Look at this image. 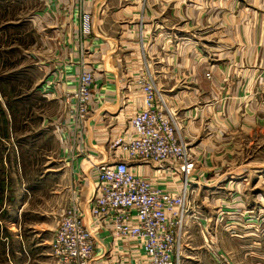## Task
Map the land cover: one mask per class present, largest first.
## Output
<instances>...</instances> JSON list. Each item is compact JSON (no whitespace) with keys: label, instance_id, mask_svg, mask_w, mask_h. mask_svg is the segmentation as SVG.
<instances>
[{"label":"crops","instance_id":"obj_1","mask_svg":"<svg viewBox=\"0 0 264 264\" xmlns=\"http://www.w3.org/2000/svg\"><path fill=\"white\" fill-rule=\"evenodd\" d=\"M41 1L43 9L30 19L32 34L38 35L41 43L35 40L30 44L33 62L27 68H21V64L13 60L11 63L5 61L6 54L20 52V26L19 19L0 12V229L5 227L6 209L12 207L19 211L36 186L28 182L23 173L27 164L24 147L26 151L32 149L12 135L18 129L16 118L12 117L16 113L11 115V110L17 112L21 99L29 103L39 96L50 108L55 104L57 111L52 125L57 126L53 134L58 147L47 156L46 162L49 166L46 174L50 175L47 180L54 183L52 194L59 198L52 208L62 216L77 191L87 223L90 222L89 201L95 192L97 177L93 163H113L123 157L121 147L116 148L114 142L119 136L127 138L132 134L130 119L136 109L144 106L143 96H119L125 86L124 75L138 72L147 63L158 68L159 77L165 78L159 80V85L182 126V137L190 139L191 144L193 135L201 137L196 149L209 148V157L213 154V158L220 159L214 156V150L221 145L209 142L213 137L202 136L207 129L205 117L214 113L220 121L236 117L247 120L258 112V108L253 109L255 96H248L246 107L247 96H242L239 90L230 93L226 70L233 64L231 60L225 66L220 93L208 89L207 95L201 96L192 90L199 91L203 87L200 80L209 84L203 69L198 68L200 56L196 49L204 54L214 49L228 57L235 55L238 78L241 73L247 74L246 84L253 85L250 77L257 75L255 59L264 55V0ZM234 4L238 8L235 9ZM3 8L6 7L0 1V11ZM84 12L92 14L93 18L92 33L85 38L86 59H82L78 37ZM215 37H221L224 45L206 50L203 46L206 39L214 42ZM227 38H232L239 47L232 48ZM89 65L94 69L96 82L92 87L90 112L79 122L66 105L65 95L75 89L80 72ZM219 66L211 64L216 69ZM21 69H33L40 74H33L32 79L29 77L27 86L22 88L24 91L18 90L19 86L10 87L20 79ZM210 102L214 103L204 104ZM45 122L46 117L42 122L46 131ZM213 124L215 121L210 124L211 130L216 127ZM232 126L230 123L218 132L229 133ZM80 145L86 147L88 153H80ZM213 158L210 164L219 166L221 162ZM128 163L131 170L166 189L175 190L173 175L153 162L129 159ZM225 163L228 162L225 160ZM10 166L15 173V183ZM232 174L230 170L209 173L203 166L194 173L190 183L191 206L179 244L182 264L213 261L214 264H264V188L261 187L264 182L259 180L250 185L248 174L240 178ZM12 191L16 193L11 200L13 203L10 201ZM15 195H21L23 201H15ZM98 240L93 264H118L116 259L105 254L111 247L120 250L119 242L113 244L110 232L105 229L98 231ZM140 254V250L133 247L123 250L122 256L127 264H141ZM49 260L48 264H56L51 252Z\"/></svg>","mask_w":264,"mask_h":264},{"label":"built area","instance_id":"obj_2","mask_svg":"<svg viewBox=\"0 0 264 264\" xmlns=\"http://www.w3.org/2000/svg\"><path fill=\"white\" fill-rule=\"evenodd\" d=\"M90 18L89 13L82 15L84 34L92 30ZM93 80L92 72L84 70L78 76L77 88L66 92V105L79 122L90 112ZM141 90L144 106L130 119L132 134L114 142L127 156L113 163H93L97 177L89 201L90 222L85 220L77 191L60 217L50 244L57 264H93L101 229L110 232L113 244L119 242L120 250L111 247L105 254L119 264H123V250L133 247L140 250L145 264H179L180 238L191 206L190 183L197 162L163 96H158L147 81ZM128 158L153 162L173 175L175 190L131 170Z\"/></svg>","mask_w":264,"mask_h":264},{"label":"rangeland","instance_id":"obj_3","mask_svg":"<svg viewBox=\"0 0 264 264\" xmlns=\"http://www.w3.org/2000/svg\"><path fill=\"white\" fill-rule=\"evenodd\" d=\"M0 1H3V4L6 7L3 8L0 12H3V15H5L6 17L13 16L15 17V19H19L20 26V37L18 38L19 42L16 41V43L18 42L20 45V52L15 51L14 53L6 54L5 61L6 63H11L13 60L15 61V64L16 62H19V64H21L22 66L21 68H27V65H30L33 62L32 58H30V44L35 40H37V42H40L39 36L36 35L35 37L32 34L33 26L30 22V19H33L35 12L43 9L42 1ZM8 6H10V8H8ZM235 6V9L238 8L237 4ZM208 7L209 5H207V8ZM242 7L243 6H241V8ZM90 16L91 25L93 27L92 14H90ZM82 28L83 27H81V33L78 35L80 40V53L82 59H86L85 54L87 53V50L84 48H86L87 45H84L85 38L91 35L92 30L90 33L84 34ZM215 38L216 39L214 42H212L210 39H206L207 43L203 45L206 47V50H209V48L214 45H224L222 43L221 37ZM227 41L230 42L229 44L232 48L239 47L237 42L232 40V38H227ZM260 45L263 44L260 42ZM196 50L198 52V56H200L197 64L198 68L200 67L203 69L205 77L207 78V80H209V84L207 81V83H205L204 80H200L199 84L202 83L201 85L203 87L199 91L192 90V92L197 93L201 96L207 95L205 91L208 89H210L212 93H220L222 91L225 66H227V64L231 60L233 64H230L229 70H226L229 75L230 93H236L239 90L242 96H247L245 98L246 107H248V96H255L256 107L253 106V109L257 110L258 108V112L254 117H250L247 120L246 118L244 120L243 117H236L230 118L229 121H225V119H222V121H220L219 119H217L214 113L212 116H209L211 117V119L209 117H205L204 122L207 126V129L204 131L202 136L209 139L213 137L209 142H213L216 145H221L219 149L214 150L216 152L214 156L220 159L213 158V154H211L209 157V148H203V150L196 149V143L201 139V137H199V139L196 137V139L195 135H193L192 144L190 139H187V141L190 142L192 146V156L196 159L197 162V167L195 168L194 173L196 174V172H198V170L203 166L206 171H209V173L213 174H219L224 170H230L231 174L233 172L232 175H235L237 178H240L244 175L247 176L248 174L247 178H249L250 185L258 182L259 180L261 182H264V55H258L257 59H255L256 67L254 68V72L256 70L257 75H255V77H250V81L253 82V85H249L246 84V79L248 77L247 74L243 75L241 73L238 78L239 73L236 66L237 62L235 61V55L231 54V57H228L226 55L216 53L214 49H211L209 54L208 52H206V54L209 56L208 64L207 55L204 54L201 49ZM148 59L150 60V57H148ZM260 61L263 63H261ZM212 63L220 64V66L218 67L219 69L211 67ZM221 63H223V67L221 66ZM87 68L88 69L85 70H90L94 77L91 86L92 91V87L96 82L95 72L92 66L89 65ZM157 69L158 68L156 67L152 68L151 64L147 63L146 67L139 70L138 72L124 75L125 86L120 90L119 96H128V98L131 96H144V92L143 90H141V84L144 81H147V83H151L153 85L156 94L158 96H163L164 98L163 93L165 92H163L162 86L159 85V80L164 77H159ZM20 71L21 73L18 74L21 75L20 79L15 81V85H10V87L12 88V86H19V88L21 87V89L18 90L24 91L22 88L27 86L29 77L32 79L33 74H40L39 71L34 73L33 69L30 71L21 69ZM83 71L84 70H82L81 72ZM249 72L250 74H252L253 70L250 69ZM208 73L210 74V76L208 75ZM253 78H255V82ZM75 88H77V85ZM133 89L135 91H132ZM127 92L130 94H126ZM26 97L27 96H25V101ZM212 103L214 102L204 104L208 105ZM55 111H57L55 104L50 108L49 106L44 104L43 98L39 96L35 101L30 100L29 103H27V101L24 102L23 99H21L17 112L16 110H11V115L16 113L15 116L12 117L16 118L15 125L18 129V132L12 135L15 137L16 141L18 140L19 142L25 143L28 148L30 147L32 149L26 151L27 147H24L27 164L26 166H24L23 173L28 179L27 181H31V184L35 183L36 186L34 187L33 191H31L32 195L27 200V203L24 207H21L19 211H17L16 209L13 210V208L10 207L9 209H6L3 215L5 227L4 229H0V264H48L50 262V240L53 237L54 230L62 214L53 211V202L59 198L56 197L55 194H52L54 193V183L47 180L50 175L46 174V170H48L49 167L46 164V162L48 161L47 156H49L51 152H54L58 147V141L53 134V131L56 130L57 126H55V124L52 125V122H54L52 117L55 116ZM49 112H52V115ZM45 117V123L48 126L46 127V131L43 129L44 124H42ZM212 121H215V124H213L216 126L214 130H211L212 128H210V124ZM1 123L2 121L0 120V124ZM230 123L233 125L231 132H218L219 130H223V128L228 126ZM120 137L121 136L116 138L115 141H117ZM117 147L120 146L116 145V148ZM78 150L83 154L88 153V149L86 147L83 148V145H80ZM32 152H34L33 156L31 155ZM122 152L123 156H127L124 155L125 153L123 150ZM210 158L221 162L220 165L217 167H213L214 165L210 164L209 162L211 160ZM225 160L228 163L223 164ZM211 167H213V169ZM9 172L13 177L15 183V173L13 172L12 168L9 170ZM33 178L35 179V181L32 180ZM261 187L264 188V185L261 184ZM11 194L12 197H10V201L12 200L13 195L16 193L15 191H12ZM14 198L17 202H22L24 199L21 195H15ZM11 203H13V201H11ZM140 260L141 264H143L144 261L142 260L141 254ZM122 261L123 264H127L123 260V256ZM116 262L118 263L117 259ZM182 263L183 262L180 258L179 264ZM205 264H214V261L213 263L208 262Z\"/></svg>","mask_w":264,"mask_h":264}]
</instances>
